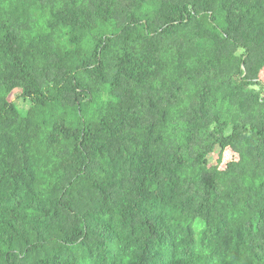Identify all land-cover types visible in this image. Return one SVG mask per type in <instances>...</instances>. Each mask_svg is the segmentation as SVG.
Listing matches in <instances>:
<instances>
[{
	"label": "trees",
	"instance_id": "trees-1",
	"mask_svg": "<svg viewBox=\"0 0 264 264\" xmlns=\"http://www.w3.org/2000/svg\"><path fill=\"white\" fill-rule=\"evenodd\" d=\"M0 264H264V0H0Z\"/></svg>",
	"mask_w": 264,
	"mask_h": 264
},
{
	"label": "rangeland",
	"instance_id": "rangeland-1",
	"mask_svg": "<svg viewBox=\"0 0 264 264\" xmlns=\"http://www.w3.org/2000/svg\"><path fill=\"white\" fill-rule=\"evenodd\" d=\"M17 94H18L17 92L14 93V94L12 95L11 99L14 100V97H15ZM218 152H219V151L216 150L215 153H214L213 155L210 156V159H211V160H215V159L217 158V154H218Z\"/></svg>",
	"mask_w": 264,
	"mask_h": 264
}]
</instances>
